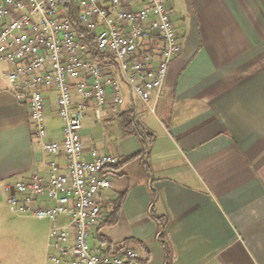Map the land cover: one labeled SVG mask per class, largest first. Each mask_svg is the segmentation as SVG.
Instances as JSON below:
<instances>
[{
	"label": "crops",
	"instance_id": "1",
	"mask_svg": "<svg viewBox=\"0 0 264 264\" xmlns=\"http://www.w3.org/2000/svg\"><path fill=\"white\" fill-rule=\"evenodd\" d=\"M166 6L180 50L160 97L132 109L124 85L121 110L109 104L101 119L91 103L86 110V156L96 149L119 160L99 195L104 217L90 246L137 251L126 264H264V0ZM7 67L0 60V73ZM44 97L47 140L61 141L57 94ZM30 112L0 83V188L48 176L54 156ZM56 160L64 168L65 156Z\"/></svg>",
	"mask_w": 264,
	"mask_h": 264
},
{
	"label": "built area",
	"instance_id": "2",
	"mask_svg": "<svg viewBox=\"0 0 264 264\" xmlns=\"http://www.w3.org/2000/svg\"><path fill=\"white\" fill-rule=\"evenodd\" d=\"M0 0V60L8 67L0 83L30 106L38 142L54 156L47 177L6 183L13 215L52 223V264H126L138 252L119 254L90 246L92 229L104 217L101 191L112 187L118 158L92 149L85 154L82 126L89 104L101 119L106 107L131 108L158 99L172 60L180 50L166 0ZM158 38L157 50L145 42ZM54 89L62 140H47L46 99ZM65 156L64 168L56 157ZM66 218V221H62Z\"/></svg>",
	"mask_w": 264,
	"mask_h": 264
},
{
	"label": "rangeland",
	"instance_id": "3",
	"mask_svg": "<svg viewBox=\"0 0 264 264\" xmlns=\"http://www.w3.org/2000/svg\"><path fill=\"white\" fill-rule=\"evenodd\" d=\"M52 223L25 215H13L0 188V264H52L48 260Z\"/></svg>",
	"mask_w": 264,
	"mask_h": 264
},
{
	"label": "trees",
	"instance_id": "4",
	"mask_svg": "<svg viewBox=\"0 0 264 264\" xmlns=\"http://www.w3.org/2000/svg\"><path fill=\"white\" fill-rule=\"evenodd\" d=\"M64 6H65V7H69V3L67 2V0H66V2L64 3ZM131 113H132V112H131ZM128 122H129V124H131V123L134 122V119L132 118V114H131V118H130V120H128Z\"/></svg>",
	"mask_w": 264,
	"mask_h": 264
}]
</instances>
